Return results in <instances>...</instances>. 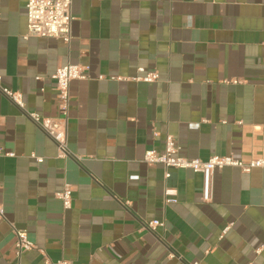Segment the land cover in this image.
<instances>
[{
  "label": "crops",
  "instance_id": "crops-1",
  "mask_svg": "<svg viewBox=\"0 0 264 264\" xmlns=\"http://www.w3.org/2000/svg\"><path fill=\"white\" fill-rule=\"evenodd\" d=\"M26 3L0 0L1 86L57 119L52 76L87 79L71 83L64 158L0 90V264H264V168L216 170L203 203L201 174L143 161L168 135L181 157L264 159V0H73L70 46L25 39ZM11 224L35 244L20 258Z\"/></svg>",
  "mask_w": 264,
  "mask_h": 264
},
{
  "label": "built area",
  "instance_id": "built-area-1",
  "mask_svg": "<svg viewBox=\"0 0 264 264\" xmlns=\"http://www.w3.org/2000/svg\"><path fill=\"white\" fill-rule=\"evenodd\" d=\"M73 0H27L26 3V17H27V34L25 39L30 37L36 38H55L60 39L63 43L70 46L72 42L71 24ZM141 73L144 70H139ZM87 68L80 65L68 64L59 68L52 79L56 83L57 97L59 100L60 117L57 119H45L35 112H28L25 110V104L22 95L18 92L8 90L1 86L2 76H0V90L9 98L25 115L30 118L35 124L40 126L46 135L56 144L58 150V157L64 158L72 156L68 142V121L70 115V90L71 83L77 80L87 79ZM159 76L156 72H149L144 77L136 78V81H143L147 83L156 82ZM235 84L238 81H233ZM180 148L177 145L173 136L168 135L165 141V149L159 153L157 151H147L144 155L143 161L149 164H160L164 168H175L180 170H191L195 173L201 174L202 196L203 203H210L213 194V175L216 170L224 168H238L243 173H250L254 169L264 168V159L242 161L235 159L232 156H212L208 161L200 159H189L181 157L179 154ZM3 150L0 148V155ZM13 156L12 153L6 154ZM37 158L36 156H33ZM39 163L43 162L42 158H37ZM169 174H166V178ZM172 192L167 190L165 195H170ZM56 198L62 202L63 208L68 210L73 205V191L69 184L64 185L60 192L56 193ZM168 202L175 203V200ZM5 218V211L0 204V219ZM163 226V222L154 220L145 224V227L151 231L156 232L158 227ZM12 233L16 241V256L20 258L23 253L35 248V244L30 240L28 233L25 230L16 228L11 224ZM227 227L224 234L229 230ZM262 248L258 249L260 252ZM44 264H78L69 260L51 261L45 260Z\"/></svg>",
  "mask_w": 264,
  "mask_h": 264
}]
</instances>
